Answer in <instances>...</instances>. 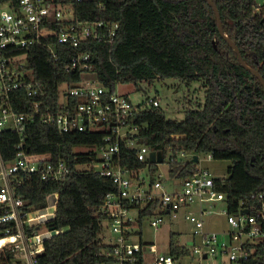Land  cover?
<instances>
[{"label":"trees","instance_id":"obj_1","mask_svg":"<svg viewBox=\"0 0 264 264\" xmlns=\"http://www.w3.org/2000/svg\"><path fill=\"white\" fill-rule=\"evenodd\" d=\"M218 7L227 36L240 49L245 62L264 77V6L258 0H212ZM77 16L91 21L118 24L112 43L84 42L81 52L94 61L95 81L103 86L133 83L152 85L176 78L187 84L200 82L205 103L187 109L181 121L168 119L159 107L138 112L135 122L144 126L145 141L155 150L174 155L208 154L215 160H228V177L216 179L233 212L253 193H264V86L245 69L234 49L219 32L216 13L206 0H84L75 4ZM56 23L50 26L45 45L28 50L29 68L47 92V104L58 103L60 86L81 79V72H66L65 66L76 54L70 45L58 43ZM58 51L55 58L49 49ZM179 135V139L172 136ZM24 149L31 162L41 164L64 160L70 172L61 181L26 175L17 186L31 207L42 208L46 196L59 194L54 226L65 231L48 240L38 256L40 264H101L106 245L102 238L100 206L114 190L109 179L79 170L77 165L94 160L92 153L75 148L95 142V134H63L52 125L31 123L24 134ZM20 136L8 129L0 134V155L4 162L15 159ZM131 164L136 161L131 157ZM170 176L185 178L198 169L193 159L170 162ZM0 225V230L4 229ZM264 230V220H262ZM171 234L169 252L176 257L190 251L175 242ZM252 264H264V238L255 245Z\"/></svg>","mask_w":264,"mask_h":264},{"label":"built area","instance_id":"obj_2","mask_svg":"<svg viewBox=\"0 0 264 264\" xmlns=\"http://www.w3.org/2000/svg\"><path fill=\"white\" fill-rule=\"evenodd\" d=\"M82 1L0 0V134L10 129L20 136L15 159L4 162L0 155V225L5 226L0 230V264H40L38 256L45 251L46 242L65 231L51 228L57 215V192L46 196L44 207L35 208L16 190L26 175L58 182L70 172L64 160L41 164L28 159L24 134L27 126L36 122L52 125L63 134H95L94 143L76 147V152L94 157L77 169L109 179L114 185L100 206L103 229L107 225L113 235L106 243L110 248L100 252L112 261L101 264H181L182 256H174L169 248L161 253L156 244L141 239L144 220L157 229L167 218L180 216L195 222L193 235L200 239L193 247L180 244L190 251L188 256L198 255L200 264H252L255 245L264 238V193L250 197L258 207L242 200L233 212L208 169L198 168L185 178L170 176L169 164L175 157L186 161L194 155L180 150L175 156L171 146L166 152L153 149L143 136L145 127L135 122L140 110L159 107L160 100L148 96L144 108H138L127 94L118 92L120 84L112 88L86 79L95 64L89 52H81L83 43H112L119 26L80 19L75 4ZM53 22L58 43L77 51L65 71L81 72V79L61 85L58 103L49 105L45 88L29 68L28 50L45 45ZM48 47L58 58L56 47ZM152 151L162 152L163 161L151 162ZM131 157L136 164L130 163ZM163 163L168 165V178L159 173ZM194 203L198 204V216L192 210ZM219 203L224 206L217 211ZM215 213L225 216L232 228L225 233L228 239L206 229L204 216ZM134 236L140 241L134 242Z\"/></svg>","mask_w":264,"mask_h":264},{"label":"rangeland","instance_id":"obj_3","mask_svg":"<svg viewBox=\"0 0 264 264\" xmlns=\"http://www.w3.org/2000/svg\"><path fill=\"white\" fill-rule=\"evenodd\" d=\"M258 4V11H260V8L264 6V0H258ZM86 79L95 81L94 73H86ZM117 90L120 93L127 94L133 106L138 108H144V101L148 96L157 97L160 100V107L164 110L167 118L174 121L183 120L187 109H199L205 103V90L202 88L200 82L187 84L176 78L158 80L153 82L152 85L141 83L139 87L133 83L120 84ZM75 151H78V149L75 148ZM230 164L231 162L228 160H215L208 154L199 155L198 168L208 169L216 179L223 180L228 177ZM159 173H162L165 178H168L167 163L160 165ZM223 206L222 203H219L217 211L223 208ZM192 210L198 216L197 203L192 205ZM204 221L207 230L219 232L222 239L229 238L225 233L231 231L232 228L228 225L225 216L221 213L206 215L204 216ZM194 228L195 222L186 220L182 216L176 219L167 218L157 229L151 227L148 221L144 220L141 227V239L145 243L156 244L161 253H166L168 252L172 233H179V236H176L174 239L179 244L193 247L194 244L199 243L200 239L193 235ZM102 238L105 243H109L113 238L107 225H104ZM133 241L139 242L140 238L134 236ZM199 262L198 255L185 256L181 259V264H200Z\"/></svg>","mask_w":264,"mask_h":264},{"label":"water","instance_id":"obj_4","mask_svg":"<svg viewBox=\"0 0 264 264\" xmlns=\"http://www.w3.org/2000/svg\"><path fill=\"white\" fill-rule=\"evenodd\" d=\"M206 1L209 3V5L213 8V10L216 13L217 23H218V29H219L220 35L224 39H226L228 41L229 45L234 49V51L236 52L237 57H238V60L241 63V65L245 69H247L248 71H250L253 75L257 76L260 79V81L262 82L263 86H264V77L259 73V71H257L256 69L252 68L251 66H249L245 62V60H244V58H243V56H242V54L240 52V49L237 46V44L233 40H231L227 36V34L225 33L224 28H223V22H222L221 15H220V12H219V9H218L217 5L212 0H206ZM150 161L151 162H156V161L162 162L163 161V154H162V152L156 153L155 151H152L151 154H150ZM193 161L194 162H198L199 161V156L198 155H194ZM243 212L246 213L247 210L245 209ZM51 228L52 229L55 228L54 223H51Z\"/></svg>","mask_w":264,"mask_h":264}]
</instances>
